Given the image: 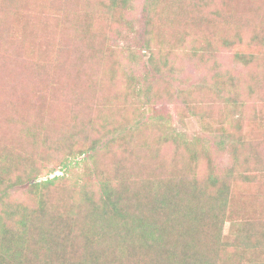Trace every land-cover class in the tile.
Listing matches in <instances>:
<instances>
[{
  "label": "trees",
  "instance_id": "trees-1",
  "mask_svg": "<svg viewBox=\"0 0 264 264\" xmlns=\"http://www.w3.org/2000/svg\"><path fill=\"white\" fill-rule=\"evenodd\" d=\"M188 1L192 0H147L145 4L148 13L145 31L149 37L143 48L150 51L149 66L157 73L172 63L168 51L155 56L151 15L159 3L172 6ZM194 1L199 9L193 15L205 24L202 49L210 51L214 43L235 47L243 44L245 37L249 49L257 46L251 45L252 42L261 46H257L258 52L234 54L243 66H249L247 75L219 73L211 78L210 87L197 88L204 91L190 89L178 97L185 104L191 103L195 100L191 94L197 92V103L200 100L208 103L206 111L212 110V104L216 107L217 100L199 98L203 92H210L212 97L223 94L221 99L228 108L242 107L243 100L262 98L264 77L260 79L259 66L254 63L259 64L264 40H258L255 28L245 35L244 18L233 14L239 0ZM258 1L264 3L257 0L255 6ZM9 2L0 0V264H264V203L254 202L259 217L246 220L235 230L238 214L253 211L246 207L252 202V191L249 184L243 186L236 198L232 195L235 183L230 180L242 163L264 165V156L253 148L247 154L235 153V165L221 173L211 163L205 140H190L161 116H152V121L142 120L147 105L175 93L163 81L157 84L147 81L143 87L135 76L126 78L124 94L117 99L80 100L76 108L87 113L86 120L78 124L58 123L56 110L52 118L47 116L52 107L40 97L39 91L22 88L23 82L40 85L33 78L42 76L39 79L43 81L45 74H49L48 67L64 64L62 55L79 65L92 66L95 70L88 79L81 76L76 79L99 91L103 85L94 77L98 76L96 68L100 69L113 55L112 48L109 43L95 42L98 36H94L91 22H87L81 37L86 40L91 57L82 59L85 52L77 44L73 54V39L70 51L62 54L68 46L59 44L60 51L53 43L56 41L50 39V21L37 17L31 21L22 15L10 17L9 11L3 9ZM219 4L223 10H217ZM206 6L215 7L207 12ZM105 7L104 15L99 13L98 17L124 25L131 0H106ZM261 10L255 7L256 14ZM93 78H97L94 83ZM125 118L130 125H125ZM232 118L237 122L239 115ZM160 120H165L166 125ZM131 130L146 137L126 146L122 154L119 140L127 141L124 135ZM75 133L81 136L76 138ZM148 136L150 139L145 142ZM144 142L145 146L154 147L148 159L138 157L137 149ZM227 142L228 137H223L218 147L224 150ZM162 144H170L171 151L165 153ZM42 145L60 154L53 163L62 168L69 157L83 156L89 181L85 177L78 184L67 185L59 176L36 181L42 175L44 158L39 153ZM182 156L190 169L182 165ZM200 159L205 160L206 167L202 179L198 176ZM259 166L241 171L242 179L252 181V172L263 170ZM51 170L44 167L43 173L49 174ZM130 176L143 180L128 189L125 177L132 179ZM23 184L32 187V204L9 199V189ZM227 223L232 235L223 239ZM198 241L203 248L198 247ZM208 244L214 255L207 252ZM45 245L46 255L32 257V251Z\"/></svg>",
  "mask_w": 264,
  "mask_h": 264
},
{
  "label": "rangeland",
  "instance_id": "rangeland-1",
  "mask_svg": "<svg viewBox=\"0 0 264 264\" xmlns=\"http://www.w3.org/2000/svg\"><path fill=\"white\" fill-rule=\"evenodd\" d=\"M34 1L10 0L3 9L9 11L10 17L13 18H19L22 15L31 21H35L36 17L42 21H50V29L52 30L51 33L48 29L50 39L56 41V43H53L57 46L58 50H60L59 44L65 43L68 46L67 51L60 50L62 54L70 51V46L72 45L70 42L73 39V54V49L77 44L85 52L82 59L91 57L88 54L91 51L89 48L87 50L86 40L81 37L86 31L85 26L87 22H91V30L96 33L94 36H98L95 42L109 43V48H112L113 51V55L103 62L102 67L100 69L96 68L98 76L94 77L99 78V82L103 85L99 91H95L97 87L93 86L95 88L94 90L89 87L87 82L81 79L80 82L76 79L79 76L83 80L88 79L95 70L92 66L89 64L79 65L77 61L65 59L62 55L61 60L63 58L64 64L50 69L48 67L47 73L49 74H45L43 81L39 79L42 76H35L33 78L40 85L34 82L25 83L24 81L22 88L30 92L34 89V91H39L40 97L49 104V107H52L48 111L47 116L52 118V112L56 110L54 114L58 116V123L69 121L70 124H78L86 120L84 117L87 114L78 107V109L76 108L80 100L88 98L92 102H95L97 100L94 97H98V101L102 97H104L103 99L106 97L109 99H117L118 95L122 96L124 94L123 86L125 85L126 78L132 76L140 80L143 87L147 81L153 82V84L163 81L165 85L168 84L169 89H172L175 95L170 97L165 96L162 100H157L156 103L147 105L142 112V120H148L150 118L152 121V116H161L165 118L169 126L177 131L184 132L190 140H205L207 142L206 147L211 163L221 173L233 166L235 153H241V155L247 154L253 148L258 154H262L260 156H264V94L258 100H243L242 107L228 108L223 102V99H221L224 96L223 94L212 97L210 92L200 93L199 98L201 97V99L204 98L211 102H213L212 99L217 100L218 106L216 105L215 107L212 104L211 111H206L208 103L202 100H200V104L197 103V92L191 94L195 99L191 103L188 102L185 104L179 98L180 96L178 97L179 93L184 91L187 94L188 91H191L190 89L196 90L197 88L203 87L205 90L210 87L209 85L212 82L211 78L217 76L219 73L232 72L233 74L247 75L249 66H243V63L239 62L234 57V54L239 51L252 52L254 50L258 52L257 46H261V44L252 42L251 45L257 46L251 47V50L247 46L248 37H245L244 43L235 47L227 48L214 43L213 47H211L212 50H204L202 47L203 28L205 24L193 15L199 9L198 6L193 4L192 1L194 0L191 2L188 1V4L172 6L159 3L153 11L149 23L154 28V32L151 33V37L153 38L152 48L155 51L156 58L168 51L169 60L172 65L168 68H162L161 72L157 73L151 70V66H149L150 51L143 48V45L149 37L145 31V27L147 26L146 15H148L145 9L147 0H131V8L125 13L124 25L119 22L109 21L102 16V18L98 17V14L106 9V0H38V3ZM249 1L245 0L246 3L243 4V0H239L234 5L235 9L233 14L235 17L244 18V33L246 36L251 33L252 28H255L258 31V40H264V3L258 1L259 4L255 6L257 0ZM214 7L206 6L205 9L208 12L209 8L213 10ZM255 7L261 8V12H257L256 14ZM218 9L220 11L224 7H221L219 4L217 6ZM126 23L131 25V27L126 25ZM78 28L79 33L77 31ZM36 32L39 34L38 29ZM261 50L262 52L260 53L262 56L259 64L258 62L257 64L254 63V65L259 66L258 75L260 79L264 77V50L263 48ZM135 55L137 56L136 58ZM48 63L51 64L50 62ZM107 69L109 70L107 71ZM148 70L151 72H148ZM97 78H93L92 83ZM41 89L42 93L40 91ZM197 90L204 91L202 89ZM234 115H239V119H236L237 122L233 121L232 116ZM165 120H160L162 125H166ZM124 122L125 125H130L128 118H125ZM82 127L84 126L82 125ZM54 136L55 138L58 137L57 131L54 133ZM74 136L79 138L81 134L75 133ZM124 136L128 137L127 141L119 140V147L122 154L125 153L126 146L130 147L134 142L137 141L138 143V141L146 137L143 134H139L137 130H131ZM157 137H159V134H157ZM223 137H228V142L224 150L218 147ZM149 139L150 137L148 136L145 142ZM145 142L137 149L138 157L141 159L142 156L147 159L150 158L149 156H152L154 149V147L150 148L145 146ZM162 145V150L165 153L171 151L170 144ZM39 153H42L44 160L42 161V175L36 181L39 182L59 176L67 185H73L82 182L86 177L84 172L86 163L83 156L69 157L65 167L62 168L60 165L53 163L60 155L53 148L42 145ZM181 158H183L182 165L190 169V166L186 164L188 162H186L187 159L185 156ZM47 166L51 167L52 170L49 174H44V167ZM258 166V164L242 163L241 167H237L232 177H230V180H234L235 183L232 195H235L236 198H239L238 195L243 186L247 187L246 185L249 184L250 188L248 189L252 191L250 197L252 202L247 203L246 207L253 211L248 214L242 211L238 214L235 221V230H238L246 220L250 218L256 220L259 217V210L255 208V205L260 201L264 203V165L259 166L263 170L252 172L254 177L252 181L246 182L240 175V172L244 169L252 167L255 170ZM205 168V160L200 159L198 176L201 179L203 178ZM139 169L142 171V166ZM125 178L128 182V189H132V187L139 184V181L143 180L138 177H131L133 180L127 177ZM85 179L89 181V178L86 177ZM31 189L32 187L29 184L19 185L15 188L12 187L9 189V199L13 202L18 201L23 204L28 202V204H32L34 196ZM229 228L230 225L227 223L224 227L223 239H227L232 235V233L229 235ZM201 243L199 242L198 244L200 249L204 246ZM206 246L209 248L210 244ZM44 247L46 245L43 247L40 246L38 249L32 251V257L36 258L37 255L41 256V254L46 255L44 254L46 253ZM207 252L214 255V252L210 251V248Z\"/></svg>",
  "mask_w": 264,
  "mask_h": 264
}]
</instances>
